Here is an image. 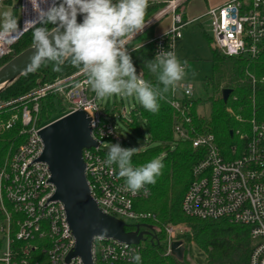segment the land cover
I'll use <instances>...</instances> for the list:
<instances>
[{
  "label": "built area",
  "instance_id": "2783aa9c",
  "mask_svg": "<svg viewBox=\"0 0 264 264\" xmlns=\"http://www.w3.org/2000/svg\"><path fill=\"white\" fill-rule=\"evenodd\" d=\"M4 1L0 0V3ZM18 1L17 19L22 32L11 44L0 39V59L11 51L24 32L32 28L31 24H25V20L32 17L31 6L26 0ZM182 1L167 0L166 7L156 13V19L170 13V26L151 39L154 58L160 50L176 54L175 43L181 37L182 29L195 21L184 17L180 9ZM203 15L210 18L211 45L221 54L249 57L260 54L264 46V0H227L208 8ZM250 77L254 82V77ZM51 93L66 101V110L40 122L38 100ZM194 98L189 85L178 84L171 91L169 102L176 113L172 127L175 138L190 140L194 148L203 150V157L192 166V177L182 197L181 209L190 217L222 218L248 228L251 247L245 261L210 264H264V120L235 115L249 127L235 131L241 144L232 146L231 152L237 151V155L227 158L210 132H195L191 125ZM15 102H20L19 114H12L4 127L9 128L19 115L23 141L9 152L0 166V246L3 244L4 247L0 249V264H82L79 257L65 259L73 249L75 239L62 203L52 199L55 188L49 180L48 166L38 160L43 149L39 130L77 109L84 110L89 116L90 133L97 142L96 146L82 150V159L90 194L100 210L123 222L154 219L152 213L135 209L136 200L149 196L147 185L133 195L126 190L124 178H118V167L105 164L106 143L121 142L122 138L113 117L108 116L91 90L86 74L78 70L66 77L39 83L10 103ZM226 109L233 114L230 107ZM163 233L165 255L172 256L173 241L181 240L185 247L181 237L184 229L179 223L165 224ZM135 253H138V244L93 237L91 255L95 264L133 262Z\"/></svg>",
  "mask_w": 264,
  "mask_h": 264
},
{
  "label": "trees",
  "instance_id": "16d2710c",
  "mask_svg": "<svg viewBox=\"0 0 264 264\" xmlns=\"http://www.w3.org/2000/svg\"><path fill=\"white\" fill-rule=\"evenodd\" d=\"M11 4L12 0H5ZM165 0H148L145 22L165 7ZM12 12L18 16V5H14ZM51 29L53 26L48 25ZM153 23L147 25L142 33H137L134 39L126 46L137 73H143V78L156 85L157 78L145 66L146 61L154 59ZM32 28L24 32L12 45L11 51L0 59V66L32 44ZM210 43L212 39L209 38ZM211 62L213 75L203 80L205 90L209 87L213 95L208 98L210 103L209 114L206 118L198 116L196 107L201 98L193 99L190 111L191 125L195 132L207 131L214 136V140L221 153L227 158L237 155L231 152L232 146H239L241 140L235 131L247 129L249 125L239 121L235 115L244 119L254 116L257 120H264V46L257 57L226 56L221 54L211 45ZM52 63L41 65L38 70H28L17 79L9 83L0 91V166L9 152L23 141L20 134L21 122L19 115L14 123L5 128L4 124L12 114H19L20 102L10 103L36 86V81L51 82L56 78H63L80 70L66 60L61 66V71L54 72ZM254 77V82L250 77ZM162 87V85H161ZM221 88H230L231 93L226 102L215 93ZM60 101V109L55 108V99ZM171 91L165 99L160 101L159 111L151 113L141 104L132 109L128 119H122L127 128L141 137V125H144L148 135V143L138 149L132 157L134 166H140L153 158H160L164 164L162 175L157 177L155 184H148L149 196L135 201V209L150 212L153 218L135 223H126L124 230L134 231L136 224L139 230H148L144 239L138 243L140 264H191L187 259L186 247L182 260L164 254L163 226L167 223H185L190 228V233L183 236L187 243L193 242L199 253L203 254L207 264L212 262H242L247 259L251 247L248 228L244 225L233 223L227 219H200L190 217L181 209L182 197L190 183L192 166L203 157V150L194 148L190 140L176 139L173 133L175 111L170 106ZM62 99L54 93L48 94L38 100L40 122L50 120L61 115L66 107ZM227 107L232 109L231 114ZM232 131V135L229 134ZM124 148H132L126 141L116 142ZM108 153V152H107ZM1 218V214H0ZM97 264H108L97 262ZM119 264H135L123 262Z\"/></svg>",
  "mask_w": 264,
  "mask_h": 264
},
{
  "label": "clouds",
  "instance_id": "9594fccd",
  "mask_svg": "<svg viewBox=\"0 0 264 264\" xmlns=\"http://www.w3.org/2000/svg\"><path fill=\"white\" fill-rule=\"evenodd\" d=\"M32 17L25 24L32 25L33 54L30 70L52 63L54 72L68 60L87 76L97 99L113 95L135 97L142 107L156 113L160 101L175 90L186 78V64L172 51L160 50L155 58L145 62L157 78V84L137 74L127 45L137 33H142L148 0H26ZM82 15V22L77 16ZM48 25L53 27L50 29ZM22 32L19 20L10 10L0 13V39L11 44ZM193 75H195L193 73ZM162 85V87H161ZM138 148H124L110 144L105 164L116 165L118 178H124L126 190L133 195L155 184L162 175L164 164L160 158L134 166L132 157ZM135 264L141 257L135 253Z\"/></svg>",
  "mask_w": 264,
  "mask_h": 264
},
{
  "label": "water",
  "instance_id": "95a60500",
  "mask_svg": "<svg viewBox=\"0 0 264 264\" xmlns=\"http://www.w3.org/2000/svg\"><path fill=\"white\" fill-rule=\"evenodd\" d=\"M116 0H113L115 3ZM152 16L147 25L156 20ZM78 15L77 21L82 22ZM146 25V26H147ZM32 44L0 66V91L19 76L30 70ZM221 98L227 101L230 88H221ZM89 116L82 109L68 112L39 130L43 149L38 160L45 162L50 172V182L54 185L52 199L62 203L69 228L75 239L74 247L66 255V261L79 257L82 264H95L92 260L91 245L94 236L117 239L126 243L138 244L148 230L126 231V223L100 210L92 198L85 177V164L82 150L96 146L97 142L90 133ZM232 135V131H229ZM184 245L181 240L171 244V255L182 260Z\"/></svg>",
  "mask_w": 264,
  "mask_h": 264
},
{
  "label": "rangeland",
  "instance_id": "374dc122",
  "mask_svg": "<svg viewBox=\"0 0 264 264\" xmlns=\"http://www.w3.org/2000/svg\"><path fill=\"white\" fill-rule=\"evenodd\" d=\"M167 0H165L166 2ZM220 0H183L181 3V9L186 13L191 15L200 14L206 7V5L215 4ZM18 0H12V3H6L5 1L0 3V13L6 10L12 11L13 6L18 5ZM167 5V2L165 3ZM165 5V7H166ZM170 22V13L160 16L153 23L152 30L162 31L168 28ZM211 24L210 18L207 15H202L198 20L188 24L182 29L181 37L175 43V51L177 56L186 61V78L179 84H186L192 88V95L194 97H199L202 101L197 105L196 111L198 116H203L206 118L209 114L210 103L208 98L212 96L213 90L211 87L205 90L203 85V80L206 77H211L213 75V66L211 62V43L209 38H211ZM193 73L195 75H193ZM39 80L36 81L38 85ZM36 87V86H35ZM220 95V91L216 92L215 95ZM101 107L107 111L109 117H113L114 123L117 127V132L120 134L123 141L130 143L132 148L142 149L148 143V135L144 125H141V137L127 128L122 119H128L130 111L132 109L138 108L140 104L139 101L133 96H121L113 95L105 97L103 99H98ZM4 102L0 101V106H3ZM61 103L66 106V101L62 100ZM55 108L58 111L60 109V101L55 99ZM116 142L108 141L106 144L109 150L110 144H115ZM126 223H134L133 220H125ZM174 224V223H172ZM184 229V233H190V228L185 223H179ZM182 234V239L185 234ZM184 241V239H183ZM185 247L187 249L186 256L191 264H205V257L203 254L199 253L197 247L193 242H189ZM3 244H1L0 249L3 250ZM185 250V249H184Z\"/></svg>",
  "mask_w": 264,
  "mask_h": 264
},
{
  "label": "crops",
  "instance_id": "0c3cea01",
  "mask_svg": "<svg viewBox=\"0 0 264 264\" xmlns=\"http://www.w3.org/2000/svg\"><path fill=\"white\" fill-rule=\"evenodd\" d=\"M225 1H227V0H220V1H218V2H216L215 4H212V5H206V7H205V9L200 13V14H196V15H191V14H189V13H186L184 10H182L181 9V7H180V9H181V11H182V13H183V15H184V17L186 18V19H189V20H198L203 14H204V12L208 9V8H210V7H216V6H219V5H221L222 3H224ZM156 21V20H155ZM155 21H153L152 23H154ZM194 22V21H193ZM169 26H170V22H169V25H168V28H169ZM167 28V29H168ZM166 29V30H167ZM165 30H162V31H154L153 33H154V35L155 34H158V33H161V32H164Z\"/></svg>",
  "mask_w": 264,
  "mask_h": 264
}]
</instances>
